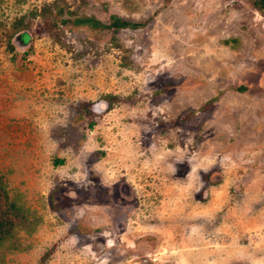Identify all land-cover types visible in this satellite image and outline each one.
<instances>
[{
	"label": "rangeland",
	"instance_id": "1",
	"mask_svg": "<svg viewBox=\"0 0 264 264\" xmlns=\"http://www.w3.org/2000/svg\"><path fill=\"white\" fill-rule=\"evenodd\" d=\"M0 173L40 219L0 263L264 264V9L0 0Z\"/></svg>",
	"mask_w": 264,
	"mask_h": 264
},
{
	"label": "trees",
	"instance_id": "2",
	"mask_svg": "<svg viewBox=\"0 0 264 264\" xmlns=\"http://www.w3.org/2000/svg\"><path fill=\"white\" fill-rule=\"evenodd\" d=\"M253 3L258 10L264 9V0H253ZM70 13L72 14V12ZM68 22V18L62 20L64 24ZM73 22L78 25L89 24L90 26H102L105 28H123L138 25L121 20L119 17H114V20L110 24H104L94 17L88 16L76 17L73 19ZM21 37H23L24 41L29 38L26 33H23ZM64 162V159L56 160L57 165ZM39 221L38 217L34 216L25 205L19 202L18 197L10 196L7 183L0 173V262H5V250H17L22 247L23 243L20 232L33 233Z\"/></svg>",
	"mask_w": 264,
	"mask_h": 264
},
{
	"label": "flooded vegetation",
	"instance_id": "3",
	"mask_svg": "<svg viewBox=\"0 0 264 264\" xmlns=\"http://www.w3.org/2000/svg\"><path fill=\"white\" fill-rule=\"evenodd\" d=\"M130 189L129 185L125 182L121 183V185L119 186V189L116 193L120 194L118 196H122L125 197V192H128V190Z\"/></svg>",
	"mask_w": 264,
	"mask_h": 264
}]
</instances>
